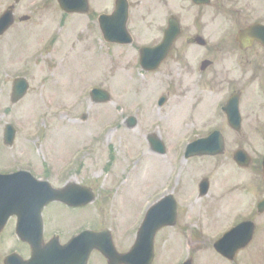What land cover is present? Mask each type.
I'll list each match as a JSON object with an SVG mask.
<instances>
[{
    "label": "rangeland",
    "instance_id": "rangeland-1",
    "mask_svg": "<svg viewBox=\"0 0 264 264\" xmlns=\"http://www.w3.org/2000/svg\"><path fill=\"white\" fill-rule=\"evenodd\" d=\"M140 1L132 0L133 17L129 28L134 47L113 46L102 38L97 18L111 9L104 1L90 0L88 13H71V17H66L57 3L52 9L42 7L33 50L35 57L30 55L29 59L27 53L31 50L24 48L18 53L23 56L21 63L19 59L14 60L10 66L14 70L9 69L11 75L24 74L30 81V90L14 107H10L13 104L9 96L0 93V138L6 122H14L18 129L15 146L0 145V167L26 168L59 182L65 174L64 166L71 159H79L76 170L68 174L79 175L98 189L114 192L119 186V192H130L126 221L134 226L154 192H163L166 186L168 191L176 190L181 212L178 225L166 227L158 235L154 264H181L188 258L193 259V264H246L247 255L239 256L241 258L232 263L225 261L211 242L216 231L209 229L221 227L229 221L230 215L246 211L251 204L250 196L241 190L242 187L236 188L243 173L235 169L232 152L240 144V136H232L228 141L226 155L197 157L192 163L189 161V165L178 160V153L180 157L182 154L180 149L188 139L196 136V129L209 125L211 106L205 98L195 110L189 106L179 109L181 97H190L197 75L190 76L167 64L161 71L150 73L136 62L139 55L135 47L151 42L157 29V23L148 22L152 20L145 10L149 0ZM256 1L264 3V0ZM247 8L250 12L248 3ZM256 85L259 90V82ZM93 86L109 90L113 101L92 103L89 90ZM167 92L171 97L160 107L158 100ZM5 110L7 115L3 114ZM84 113L88 116L86 120L81 119ZM131 115L138 119L134 128L127 126ZM151 133L165 138L167 155L151 150L147 142ZM260 137L257 136L258 140ZM216 166L221 167L216 169ZM204 176L210 178L212 186L209 195L199 198L197 188ZM220 193H223L220 201L210 204ZM91 207L79 217L89 218L94 225L104 221L112 224L126 217L120 214V209L101 212ZM210 208L212 212L218 210L226 214L219 221L214 218L215 226L207 215ZM117 225L120 231L116 235L118 248L126 251L128 241H124L123 232L128 226ZM197 226L205 228V232L196 230ZM196 234L206 241L189 245L188 237ZM260 239L264 242V236ZM262 256L264 260V252ZM257 258L253 257L255 264Z\"/></svg>",
    "mask_w": 264,
    "mask_h": 264
},
{
    "label": "flooded vegetation",
    "instance_id": "flooded-vegetation-1",
    "mask_svg": "<svg viewBox=\"0 0 264 264\" xmlns=\"http://www.w3.org/2000/svg\"><path fill=\"white\" fill-rule=\"evenodd\" d=\"M42 1L47 3L44 4ZM100 1L111 6L109 12H102L101 14H111L117 7L118 0ZM128 2L129 27L133 17V5L132 0H128ZM54 3H57V0H0V18L8 12L13 15L12 24L0 32V93L3 92L9 96L10 102L13 104L10 107L17 106V103L14 104L12 101L13 89L17 80L26 77L24 74L11 75L9 69L14 70L10 68L13 65L11 63L14 60L18 61V59L21 63L23 56L21 54L18 56V53L19 51L22 52L24 48L31 50L27 53L29 59L30 55L32 58L35 57L36 52L33 50L37 44L36 37L38 34L36 35V30L39 28L42 18L41 9L42 7L52 9L55 6ZM247 3L250 6V12ZM145 10L148 16L152 18L148 22L157 23L155 26L157 29L151 42H144L135 47V50L138 48L139 55L136 62L140 64L142 49H154L164 42H171V39L167 37L168 32L172 26L177 25L179 28L177 36L166 56L160 58V64L154 71H161L167 64L170 68L177 67L186 71L190 76L197 75L191 85L190 97L185 95L181 97L179 109L182 106H189L195 110L204 103L205 98L211 106L209 125L205 128L196 129V136L188 139L185 146L180 149L179 152L182 154L180 157V153H178V160L182 159V163L186 161V164L189 165L188 162L192 163L197 157L216 158L226 155L229 152H227L228 141L232 140V136L234 138L240 136L241 139L240 144L232 152V162L237 167L233 163L229 164L234 165L236 170L239 169L241 174L243 173L239 180V186L236 188L242 187L241 190L250 196L251 204L246 211H236L234 215H230L229 221L222 224L221 227H210L211 231H216L211 242L217 250L216 243L226 231L239 223L253 222L252 231L246 230V235L250 236L251 239L245 247L237 251L234 258L227 257L218 250L217 252L227 262L232 263L239 256L247 255L246 264H255L253 257L257 256L256 264H264L262 256L264 242L260 239L261 236H264V224H262L264 221V115H262L264 112V37L263 40L260 39L262 32L258 30H250L244 33L253 25L264 26V3L256 0H149ZM70 15L66 14V17H71ZM157 18L159 20H156ZM99 29L103 38L100 24ZM130 34L132 44H110L134 47L135 42H133L131 30ZM48 41L49 45L51 39ZM158 57L159 54L152 53L150 61L153 60L154 62ZM153 62L152 64L148 63V65L153 66ZM152 72L150 71V73ZM257 82H259V90L255 88ZM169 97H171V93L168 92L166 95L160 96L158 105L161 98V102L164 99L167 102ZM159 106L162 107L163 105ZM7 113L5 110L3 114L7 115ZM8 124L15 125L12 121L4 124L0 138V145L3 147L7 146L4 133ZM212 134H218L221 137L225 146L222 153L187 157L186 148L189 143L209 137ZM17 135L18 129L16 128V137ZM259 135L262 137L258 140L257 136ZM161 139L165 145L162 156H165L168 154V147L165 138L161 137ZM257 142L259 145H256ZM148 144L152 150L151 143L148 142ZM237 151L242 155V165H239L235 160ZM78 162L79 159H72L64 166L65 170H62L65 171V174L61 175L59 182L35 174L38 179L48 180L54 188H65L64 196L66 199H53L45 205L43 202L41 211L36 209L29 214H24L21 223L18 214H12L4 221L7 204L4 199L0 198V264H23L30 261L33 258V244L40 245L41 250H44L47 245L49 246L48 249L51 247L48 256H51L53 261L58 255L63 256L60 251L63 249L66 252L64 256L66 264H72V261L75 264H119L114 257L116 256L114 251L124 254L132 249L139 237V229L146 213L158 202L163 206L165 204L167 211L170 207L168 202H164V200L168 196H171L170 199L174 203L175 221L172 225L161 227L156 232L154 235L155 248L160 232L166 227L178 225L181 202L175 193L176 190L174 192L173 190L168 191L167 187L164 186L163 192L155 191L154 196L148 201V206L143 207L140 221L134 226L133 223L129 224L126 221V210L131 202L130 192L126 190L119 192V186L114 192L113 190L107 191L105 188L98 189L95 185H89L87 180L81 179L79 175L68 174L76 170ZM220 167L216 166V169ZM14 171L16 169L8 170L0 167V172L3 173ZM221 173L224 174L223 169ZM205 179L208 180L209 189L203 193L201 183ZM82 186H90L94 191V199L88 204L86 203L88 190ZM211 186V180L208 176L201 178L197 188L198 197L202 198L209 195ZM222 194L213 197L210 204L219 202ZM2 195H7V193L1 192L0 196ZM90 195L92 196L91 193ZM155 195L157 196L155 197ZM91 206L101 212H108L109 210L114 212L120 209V214L122 212L126 217L123 221L118 218L112 224H107L104 221L94 225L89 221V218L83 220L79 217L82 211L89 212L92 209ZM168 215L166 212L164 216L169 217ZM207 215L213 219L214 226L215 217L219 221L226 216L225 213L218 212V210L212 212L211 208L207 211ZM236 217H239V220H234ZM117 224L125 225L124 227L128 226L123 232L124 241H128L126 251H120L121 249L118 248L116 235L120 231ZM203 229L197 226L196 230L203 233L205 232ZM87 230L96 235L94 240L87 241L82 237L78 238ZM193 231L195 232V230ZM147 240L152 241L151 232L148 234ZM187 241H189V245H196L206 240L200 239L199 235L196 234L188 237ZM233 244H238V241L235 240ZM156 257L155 254L151 264H154ZM40 260L45 261L46 259L42 257L38 261ZM243 264L245 263L243 262Z\"/></svg>",
    "mask_w": 264,
    "mask_h": 264
},
{
    "label": "water",
    "instance_id": "water-1",
    "mask_svg": "<svg viewBox=\"0 0 264 264\" xmlns=\"http://www.w3.org/2000/svg\"><path fill=\"white\" fill-rule=\"evenodd\" d=\"M59 0L61 7L68 12H84L88 10V0ZM127 19H128V3L127 0H118L117 8L112 15L102 16L101 25L102 29L105 33V38L111 42H119V43H128L130 39L128 38V30H127ZM12 22L11 16L9 14H5L0 20V30L8 27ZM173 27V26H172ZM171 27L168 32L167 37L171 39V42L163 43L162 45L150 49L141 50L142 61L144 67L147 69H155L160 63V57H165L166 53L170 49L174 38L176 35L174 33L179 31L177 25L173 28ZM250 30L262 32L260 39L263 40L264 37V26L262 25H254L246 30L249 32ZM152 53L158 55L159 57L153 62L150 61V56ZM149 56V60H148ZM153 66H149L148 63ZM29 87V84L25 79L17 80L14 86L13 92V100H19L26 92ZM93 100L97 102H104L110 100V95L107 91L102 89H95L92 93ZM162 103V102H161ZM15 136V130L10 125L6 130V140L9 144L12 143ZM151 142L153 143V147L155 150L159 152H164V146L162 142L157 138H151ZM224 150V144L221 137L218 134H212L207 138L198 139L195 142L191 143L187 148V157L193 155H205V154H218ZM236 159L239 163H243V158L239 155H236ZM208 181L204 180L201 183V190L203 193H206L208 190ZM92 190L88 188V198L87 202L93 200V195H90ZM6 192L7 195H2L0 198L4 199L7 204L6 215L7 217L11 214H18L20 217V223L22 222V216L24 214L31 213L32 210H35L38 207V202H44L46 204L51 199H63L64 195L59 194V192H64V190H55L50 187L48 182L38 181L36 180L32 174L25 171H20L14 174H0V193ZM53 192V195L50 194ZM171 196L167 197L164 202H168V206L170 207L166 211L165 204L164 206L160 203L156 205L145 221V224L141 228L139 239L135 244L132 251L126 255H118L117 262L124 264H150L154 257V242L148 241L147 236L151 232V237H153L155 231L166 224H173L175 221V215L173 214L174 203L171 201ZM33 201V203H31ZM24 202H29L28 204H24ZM26 208L27 210L22 212L21 210ZM42 206H40L39 211ZM30 210V211H29ZM166 211L169 217H165L162 212ZM172 219V220H171ZM254 225L250 222H245L237 227L233 228L229 232L225 234V236L217 243V248L221 253L228 257H233L235 253L247 245V242L251 239L250 236H247V231L251 232ZM248 229V230H247ZM247 230V231H246ZM80 238V237H79ZM96 235L92 232H88L87 234H83L82 239L94 240ZM237 240L238 244L234 245V241ZM232 244H230V242ZM49 246L44 250H41L40 245L33 244V258L23 264H66L65 255L66 252L61 249V253L63 256H57L53 261L51 256H48ZM89 253V252H88ZM44 257L45 261H38L40 258ZM86 260V259H85ZM75 264V262H71ZM185 264H191V261H188Z\"/></svg>",
    "mask_w": 264,
    "mask_h": 264
}]
</instances>
